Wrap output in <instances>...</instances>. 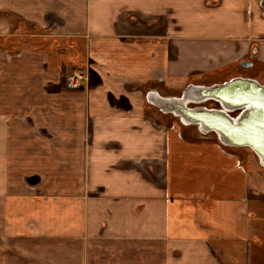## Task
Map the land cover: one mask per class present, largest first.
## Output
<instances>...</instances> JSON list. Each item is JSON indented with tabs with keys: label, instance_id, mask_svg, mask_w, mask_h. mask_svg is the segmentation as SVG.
Masks as SVG:
<instances>
[{
	"label": "crops",
	"instance_id": "crops-1",
	"mask_svg": "<svg viewBox=\"0 0 264 264\" xmlns=\"http://www.w3.org/2000/svg\"><path fill=\"white\" fill-rule=\"evenodd\" d=\"M126 1L0 0V37L13 19L61 18L52 32L86 34L102 80L67 98L54 118L73 117L74 137L60 128L52 145L28 108L43 101L34 89L47 86V53L31 38L19 58L0 57V264H264L258 157L243 164L215 139L163 126L123 92L223 72L260 79L238 68L248 59L264 76L262 0H195L150 20L131 18Z\"/></svg>",
	"mask_w": 264,
	"mask_h": 264
},
{
	"label": "rangeland",
	"instance_id": "rangeland-1",
	"mask_svg": "<svg viewBox=\"0 0 264 264\" xmlns=\"http://www.w3.org/2000/svg\"><path fill=\"white\" fill-rule=\"evenodd\" d=\"M194 1L195 0H127L125 5H127L126 7L130 9L128 15L131 18H140L141 20L148 18V20H150L151 18L149 19L148 15L153 13V11H159L165 16L166 14H170V8L174 9V12L171 13L173 17H180V14L185 11L187 6L191 5ZM54 19L56 20L54 21L51 19L46 23L44 22V25L36 22L33 23V26L32 23L30 24V22H27L22 18L18 19V23L16 19H13L10 21L6 35L0 37V57L3 59V63L12 62L14 59H17L23 55L21 49L31 41V38L34 39L32 44L35 46V48L38 50H43V52L45 51L47 53V57L45 59L48 58L47 68H50H48L50 70V75L46 78L47 81L45 82V84L47 83V86L38 85L34 89V93L36 94L35 96L38 98L41 96V100L43 101H36L35 103L29 105L28 108L35 113L34 119L31 120L29 124L33 131L36 132V134H39L37 136L38 138H42L43 132L49 131L51 134L54 132L55 135L53 136L52 140H50L52 145L59 140L58 133L61 131V129L66 127L68 130L64 129L65 138H67L68 141H72L73 134L71 133L70 129L74 130L76 120L73 117H69L68 120H66L67 125L64 126L60 124L61 122L65 121L64 119L61 118V120L58 121V119L54 118L57 116H59V118L61 117L58 112L61 107H65V110H67L65 105L68 100L67 98L72 95L74 96L75 94L82 95L81 92H83L84 95L86 94L87 90H90V88L95 89V87H98L102 82L98 72L96 71L95 62L89 55V49L87 47L88 38L85 36L86 34L84 35V33H75L73 35L59 37L58 35H55L52 30L54 25L58 24V22H61V18ZM176 19L181 20L183 18ZM225 19V21L228 20V18ZM17 25H19L18 28H16ZM33 30L38 32L39 35L31 37L28 33ZM257 67H241L238 68V70L239 72L245 74L258 75V77H261L260 79L258 78V80L264 83V76L260 75V69ZM262 68L264 69V66H262ZM78 70L81 72L88 71V80L84 81L77 90L73 91L74 89L72 90L68 86V76ZM228 76L229 72H223L215 76H204L201 78L203 79L201 81H206L207 83H212L211 81L214 79L224 81ZM189 81L192 82V79H189ZM158 85L160 84L157 82H150V84L148 82L146 84L144 83L141 85H136V87H134L132 84H128L124 87L125 90L123 92L125 96H127L126 98H129L132 102L131 105H140L143 114L149 117L151 120H154L163 126H174L180 130L182 135H204L221 143L214 132H209L208 134L201 133L197 125L184 124L178 116L174 115V113L163 112L156 105L149 103L146 96L150 89L155 88L160 91V93H165L166 90ZM182 89L183 87L170 90L167 89L169 92H173V94L171 93L168 95H179ZM169 92L166 91V93ZM62 96L65 98H62ZM214 103L215 102L213 101H209L205 104L207 106L218 105L217 103ZM43 120L50 121V124L45 125L47 122H43ZM82 136L84 141L87 140V133L83 132ZM224 145L228 151L237 154L243 164L249 161L251 157L257 158L255 152L248 146L235 147L226 144ZM27 179L30 182L38 181L37 176H30Z\"/></svg>",
	"mask_w": 264,
	"mask_h": 264
},
{
	"label": "water",
	"instance_id": "water-1",
	"mask_svg": "<svg viewBox=\"0 0 264 264\" xmlns=\"http://www.w3.org/2000/svg\"><path fill=\"white\" fill-rule=\"evenodd\" d=\"M240 64L250 67L252 61ZM146 97L161 111L197 125L201 132H214L226 145L250 147L264 166V83L257 78L235 75L209 84L189 82L179 95L150 89ZM209 101L218 105H203Z\"/></svg>",
	"mask_w": 264,
	"mask_h": 264
},
{
	"label": "built area",
	"instance_id": "built-area-1",
	"mask_svg": "<svg viewBox=\"0 0 264 264\" xmlns=\"http://www.w3.org/2000/svg\"><path fill=\"white\" fill-rule=\"evenodd\" d=\"M88 71L81 72V71H75L70 76H68V86L69 88H78L81 86V84L84 81L88 80ZM223 148L225 149V145L221 142L220 143ZM227 149V148H226Z\"/></svg>",
	"mask_w": 264,
	"mask_h": 264
},
{
	"label": "bare ground",
	"instance_id": "bare-ground-1",
	"mask_svg": "<svg viewBox=\"0 0 264 264\" xmlns=\"http://www.w3.org/2000/svg\"><path fill=\"white\" fill-rule=\"evenodd\" d=\"M203 105H206L205 103H203ZM184 124H188V123H185V122H183ZM209 133V132H208ZM208 133H204V134H208Z\"/></svg>",
	"mask_w": 264,
	"mask_h": 264
},
{
	"label": "flooded vegetation",
	"instance_id": "flooded-vegetation-1",
	"mask_svg": "<svg viewBox=\"0 0 264 264\" xmlns=\"http://www.w3.org/2000/svg\"><path fill=\"white\" fill-rule=\"evenodd\" d=\"M240 65H241V64H240ZM243 67H244V66H243ZM227 79H229V78H227ZM225 80H226V79H225ZM213 102H214V101H213ZM215 103H217V102H215ZM215 103H214V104H215ZM236 112H238V111H236Z\"/></svg>",
	"mask_w": 264,
	"mask_h": 264
}]
</instances>
